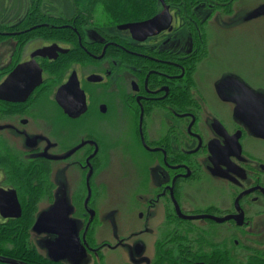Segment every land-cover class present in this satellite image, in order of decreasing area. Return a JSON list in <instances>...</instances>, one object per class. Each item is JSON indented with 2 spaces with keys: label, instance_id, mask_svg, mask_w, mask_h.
<instances>
[{
  "label": "flooded vegetation",
  "instance_id": "flooded-vegetation-1",
  "mask_svg": "<svg viewBox=\"0 0 264 264\" xmlns=\"http://www.w3.org/2000/svg\"><path fill=\"white\" fill-rule=\"evenodd\" d=\"M207 1L165 0L171 20L151 35L119 26L155 17L164 11L160 0V12L119 23L118 33L79 32L74 20L61 25L68 41L38 45L27 38L25 19L0 32V40L18 38L0 44V86L24 65L29 74L0 96V264H69L86 256L89 264H103L106 249L120 257L126 250L131 264H180L187 256H194L192 264H214L215 253L172 239L200 231L201 222L226 232L224 248H252L247 242L264 216V51L257 64L235 60L234 52L244 53L254 28L264 35V12L255 16L264 3ZM202 3L216 8L213 17L196 16ZM52 23L34 29L59 28ZM52 46L59 49L39 54ZM39 70L42 81L27 95ZM114 163L116 194L132 197L139 223L120 226L112 245L99 241L105 222L96 206ZM133 175L135 186L123 194V179ZM59 190L62 202L41 214L26 212L28 197L55 201ZM30 215L37 218L33 226L26 223ZM160 224L165 241L152 238ZM31 228L49 236L48 255H8L6 234Z\"/></svg>",
  "mask_w": 264,
  "mask_h": 264
},
{
  "label": "rangeland",
  "instance_id": "rangeland-1",
  "mask_svg": "<svg viewBox=\"0 0 264 264\" xmlns=\"http://www.w3.org/2000/svg\"><path fill=\"white\" fill-rule=\"evenodd\" d=\"M154 8L150 11V17L154 16L156 13L161 11V6L159 4V0H154ZM168 2H173L174 5H179L182 1L189 2L190 0H167ZM208 2L207 0H205ZM216 1V3L213 2L215 7H220L217 2L219 0H213ZM242 1V0H239ZM152 3V2H151ZM260 3H264V0H249L248 5L250 7L256 6ZM203 5L201 7L196 8V16H210L213 17L214 11L211 7V5L202 3ZM206 4V5H204ZM151 5V4H150ZM191 6V5H190ZM204 6V7H203ZM192 7V6H191ZM189 8H187V11L189 12ZM242 11V8H238L236 10L237 12ZM111 9V3L109 0L99 1V2H93V3H86L81 2L77 0H0V32H8L13 31L9 30V28L13 27L14 24H21L25 19L26 21V32L27 38H31L32 42H35L39 45V42L36 41H46L47 42H57V41H68L69 40V30L67 29H61V25H74V20H78L77 25L75 29H78L79 32L82 31V29H87V32H91V34H101V35H107L109 33H118L117 25L120 23L116 19L117 13H112ZM213 12V14H212ZM147 17V16H146ZM52 19V20H51ZM146 19L145 17L139 15L136 11H131L127 13V19L125 21H134V20H141ZM147 20V19H146ZM202 20V19H201ZM19 21H22L21 23H18ZM124 21V22H125ZM212 19L209 21L211 22ZM52 23L59 28L56 30H52L51 28H41V29H34L37 28V25H40L41 23ZM213 22V21H212ZM211 22V23H212ZM264 23V20H263ZM43 25V24H42ZM50 25V24H49ZM188 25V23H187ZM189 26V25H188ZM186 29V35H190L189 27ZM208 26V28H207ZM206 26V32L208 34V38L212 37L213 30L211 25H208L207 22ZM50 27V26H49ZM262 28V27H261ZM24 29L23 27H20L15 30ZM36 30V31H35ZM81 30V31H80ZM113 30H115L113 32ZM263 31H261L262 33ZM259 34V31L257 28H254L251 30L250 35L247 37V46L245 48L244 53L234 52L235 60L239 58L238 60H243L245 58V61H247L250 64H257L260 59L261 55L264 51V35ZM18 40V38H15ZM15 39H9V38H3V40H0V44L6 43H13L16 40ZM23 38H21L22 40ZM74 43H70L72 45H75L78 43L77 37L74 38ZM46 42V43H47ZM210 42V41H209ZM0 48H5L3 45L0 46ZM211 48H213L211 46ZM3 51V50H2ZM211 57H209L210 60ZM255 61V62H254ZM6 62V61H5ZM212 66L215 65L211 60L209 62ZM235 65H238V61L234 63ZM241 68L243 66H240ZM51 78V77H50ZM50 84L52 81L49 79ZM115 124L114 121H111V124ZM115 129H108V132L114 133ZM129 169V167L126 168V171ZM122 175L124 173L123 169H121ZM118 173H120V168L118 167V163H114L112 166V169L109 171L107 175V190H106V196L103 200H101L100 204L96 206V208L101 209V215L100 218L103 216L104 222H105V228L101 229L100 232V243L106 241L111 243L112 245H115L117 237H118V230L121 226V229L124 227L122 225H137V215H135V211L133 209V205H135V202L131 199L132 197L130 195H126V197L119 199L120 195L116 194L118 193V190L116 189V179L118 176ZM133 173V172H132ZM117 174V176H116ZM136 179L134 178V175L129 178V176H126V179H123L122 184L120 186V189H122V193L125 194L126 189L128 188V191L135 186ZM133 185V186H132ZM103 190H105L102 187ZM58 192V191H57ZM105 193V191H104ZM129 193V192H128ZM119 195V196H118ZM64 195L61 194L60 190L58 192V198L55 201L49 200V198L43 197L42 199H30L28 197V200L25 201V209L26 212L33 211V214H41L44 210L51 208L54 204L58 202H62V198ZM65 203L69 209H72L70 205V200L65 199ZM122 209L123 211H121ZM32 220V223H28V226H33V219L35 218L34 215L29 216ZM37 219V218H35ZM254 222V221H253ZM255 227L257 228L255 234L256 236L249 239V244H251L252 248L250 250L246 249V245L244 246L242 243V247L238 246L236 249H233L229 247L227 249L224 248V242H223V236L227 235L226 232L220 230L217 232H214V230L204 225L203 222L197 223L198 226H201V230L197 231L194 229L185 230L182 232V235H176L175 238H172L177 241L181 242H196L200 245L203 252L206 254H211L210 252L215 253L217 256L218 261L214 264H231V263H222L221 257L226 258H233L235 259V264H264V216H261L255 221ZM96 225H99L96 224ZM99 228V227H97ZM19 232V231H18ZM164 232L166 233V230H163L162 224L158 225L155 228V237H152L154 240H167L164 235ZM122 234V232H120ZM18 234H14V237L6 238L7 241H10L12 246L18 247L17 244V237L15 236ZM124 235V234H122ZM217 235V236H216ZM42 236V235H41ZM46 238H49V236ZM46 238H40L38 233L35 231V229L31 228L28 229L27 236L25 241H22L24 245H27L29 249H35L36 252L39 250L42 251V254L48 255V250L45 245ZM144 239L149 242V237H144ZM24 240V239H22ZM9 242V243H10ZM231 248V249H230ZM201 250V251H202ZM228 252H231V254H228ZM40 253V252H39ZM46 253V254H45ZM124 257H120L118 253H113V251H109L108 249L105 250V257L103 259V264H131V261L129 260V257L127 255L126 250L123 251ZM66 254L65 256H67ZM187 256L184 259H181L180 264H192L190 260H195L194 256L189 257ZM68 260V259H67ZM225 261L228 259H224ZM69 264H89L90 258L89 256H86V260L84 262H80L78 260L77 263L73 262L72 260H68ZM163 264V263H159ZM177 264V263H176Z\"/></svg>",
  "mask_w": 264,
  "mask_h": 264
},
{
  "label": "water",
  "instance_id": "water-1",
  "mask_svg": "<svg viewBox=\"0 0 264 264\" xmlns=\"http://www.w3.org/2000/svg\"><path fill=\"white\" fill-rule=\"evenodd\" d=\"M164 6V11L161 12L160 14H158L157 16H155L154 18H151L149 20L146 21H142V22H136V23H128V24H124L119 26L120 29H124V30H130L132 33H136V32H143L146 35H151L153 33L156 32H160L163 29H165V27L167 26V24L170 22L171 20V15L169 13V8L168 6L165 5V0H160ZM264 12V7L261 8L256 14L255 16L261 15ZM59 49V47H46L42 50H39V54L42 55H51V51H55V49ZM61 51H66L63 49H60ZM27 78L26 81L29 80V74H28V65H24L22 66L19 71L14 75V77L12 79H9L7 82H5L3 85L0 86V96L3 97L4 95L7 94L9 88L11 87V84H14V82L17 80H22L24 78ZM19 80V81H20ZM41 71H38V77L37 79L31 84V85H27L26 87H28L27 95H29V93L32 92V90L34 89L35 86L39 85L41 83ZM10 82V83H9Z\"/></svg>",
  "mask_w": 264,
  "mask_h": 264
},
{
  "label": "trees",
  "instance_id": "trees-1",
  "mask_svg": "<svg viewBox=\"0 0 264 264\" xmlns=\"http://www.w3.org/2000/svg\"><path fill=\"white\" fill-rule=\"evenodd\" d=\"M77 1H81V2H88V3H93V2H99V1H104V0H77ZM111 3V9H112V13H117L116 15V19L122 23L127 19V13L131 12V11H136L139 13V15L148 18L150 16V11L154 8V0H109ZM152 2V3H151ZM151 4V5H150ZM147 16V17H146ZM126 22V21H125ZM28 216V215H26ZM30 218L26 217V223L28 226ZM27 232L23 231V232H18L16 230H12V232H8L6 235L7 237H14V234H18L20 235V237L18 235L17 237V244L18 247H14V246H9V248L7 250H5V252L8 255L11 256H15L18 257L17 255H20V257H25V258H34L37 257V252L35 249H29L27 247V245H24L22 243V241H25L26 236H27ZM24 239V240H22ZM0 252H2V249L0 248Z\"/></svg>",
  "mask_w": 264,
  "mask_h": 264
}]
</instances>
